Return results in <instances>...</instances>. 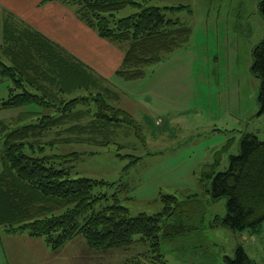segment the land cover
<instances>
[{"label":"trees","instance_id":"1","mask_svg":"<svg viewBox=\"0 0 264 264\" xmlns=\"http://www.w3.org/2000/svg\"><path fill=\"white\" fill-rule=\"evenodd\" d=\"M45 1H58L73 9L77 18L100 38L122 46L124 55L115 75L127 81L143 79L147 66L185 46L191 35L188 25L165 14L166 10L189 9L185 5L145 6L147 0ZM127 6L139 11L116 19V12ZM258 12L264 19V0H259ZM0 50V83L10 81L0 109L28 108L18 119H30L15 128L2 122L0 125L3 231L41 238L52 251L77 236L83 238L88 248L103 252L139 242L147 247L145 257L151 264L164 262L161 240H174L192 229L186 221L199 213L198 205L191 203L198 204L193 199L195 195L183 202L175 196L162 195L161 211L131 216L117 196L128 191L126 184L71 177V170L81 159L77 152L43 155L45 145L54 144L43 139L54 133H66L64 142L107 146L114 142L116 130L126 127L143 142L138 122L112 103L118 99V92L63 48L10 15L3 22ZM251 56V72L260 82L257 104L264 115V37ZM138 159L133 157L124 171ZM205 177L209 180L204 187L210 199H226V215L219 222L233 232L255 229L264 223V141L254 134H243L239 153L229 156L227 169L210 171ZM115 187L118 189L111 195L112 202L93 212L95 204L107 199L104 189ZM174 215L178 221L166 223ZM225 262L255 264L239 245L234 258H226ZM122 264L143 263L136 255Z\"/></svg>","mask_w":264,"mask_h":264},{"label":"rangeland","instance_id":"2","mask_svg":"<svg viewBox=\"0 0 264 264\" xmlns=\"http://www.w3.org/2000/svg\"><path fill=\"white\" fill-rule=\"evenodd\" d=\"M258 3L147 0L145 6H188L166 10L165 14L188 25L191 35L185 46L147 66L143 79L129 82L113 77L109 82L124 101L112 103L138 122L143 142L126 127L117 129L114 142L107 146L64 142L66 133L43 139L54 142L45 145L43 155L79 153L81 159L71 170V177L126 184L128 191L117 196L131 216L161 211L162 195L175 196L179 202L195 195L198 204L191 203L198 205L199 213L186 221L192 229L174 240H161L164 262L159 264H226V258H234L238 245L255 264H264V223L255 229L231 231L219 222L226 215V199L212 201L204 187L209 181L207 173L225 171L229 156L239 153L243 134L251 133L264 141V115L257 104L260 82L251 72L252 50L264 37ZM138 11L127 6L116 12L115 18ZM9 82L5 79L0 83V97L6 96ZM24 110L28 108L0 109V125L1 120L11 128L30 122L18 119ZM133 157L139 159L125 172ZM117 189L105 188L107 199L95 204L92 211L109 205ZM188 205L184 203L182 209ZM176 221L174 215L166 223ZM92 251L95 264H122L136 255L143 264H151L145 257L147 247L139 242L106 252Z\"/></svg>","mask_w":264,"mask_h":264},{"label":"crops","instance_id":"3","mask_svg":"<svg viewBox=\"0 0 264 264\" xmlns=\"http://www.w3.org/2000/svg\"><path fill=\"white\" fill-rule=\"evenodd\" d=\"M9 15L63 48L108 84L117 77L115 71L123 59V47L100 38L77 18L73 9L58 1L0 0V48L3 22ZM117 101L124 104L120 96ZM92 253L80 236L52 251L41 238L25 232L9 234L0 226V264H95Z\"/></svg>","mask_w":264,"mask_h":264},{"label":"water","instance_id":"4","mask_svg":"<svg viewBox=\"0 0 264 264\" xmlns=\"http://www.w3.org/2000/svg\"><path fill=\"white\" fill-rule=\"evenodd\" d=\"M259 113H260V110H259Z\"/></svg>","mask_w":264,"mask_h":264}]
</instances>
